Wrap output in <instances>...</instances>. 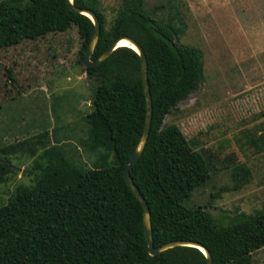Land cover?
Listing matches in <instances>:
<instances>
[{
	"label": "trees",
	"instance_id": "obj_1",
	"mask_svg": "<svg viewBox=\"0 0 264 264\" xmlns=\"http://www.w3.org/2000/svg\"><path fill=\"white\" fill-rule=\"evenodd\" d=\"M72 3L99 20L91 59L119 36L132 38L145 53L151 121L129 174L149 207L153 245L191 240L210 252L212 264H252L251 254L264 246V211L218 225L202 206L186 205L192 191L209 179V163L176 125L163 121L203 81L201 51L180 43L176 29L147 13L142 0L123 5L108 27L100 0ZM71 26L82 38L81 61L94 30L89 17L72 11L66 0H0V47ZM84 71L97 82L91 110L83 117L86 144L108 148L112 159L93 168L77 166L65 155L39 164L34 184L18 185L0 206V264H206L192 246L148 254L142 206L122 176L146 114L138 53L118 46ZM239 167L245 182L249 170ZM11 168L9 160H0V182Z\"/></svg>",
	"mask_w": 264,
	"mask_h": 264
},
{
	"label": "rangeland",
	"instance_id": "obj_2",
	"mask_svg": "<svg viewBox=\"0 0 264 264\" xmlns=\"http://www.w3.org/2000/svg\"><path fill=\"white\" fill-rule=\"evenodd\" d=\"M133 2L100 0L107 27ZM142 5L170 23L180 43L202 54L203 81L163 120L176 125L209 163V179L186 205L202 206L218 225L264 211V0H142ZM81 41L71 26L0 47V160L12 164L0 182V206L18 185L34 184L39 164L65 155L93 168L112 159L108 148L86 144L83 117L97 82L81 77ZM242 165L250 174L245 182ZM251 258L252 264H264V246Z\"/></svg>",
	"mask_w": 264,
	"mask_h": 264
},
{
	"label": "water",
	"instance_id": "obj_3",
	"mask_svg": "<svg viewBox=\"0 0 264 264\" xmlns=\"http://www.w3.org/2000/svg\"><path fill=\"white\" fill-rule=\"evenodd\" d=\"M67 4L74 12H79L87 17H89L93 23L94 30L91 35L90 41L88 43L86 52L81 60L84 67H93L101 63L105 58L109 56V54L116 48L117 43L119 40L126 38L128 39L134 46V49L138 55H139V61H140V77H141V83L142 88L145 96V104H146V114H145V121L144 126L142 130V136L140 138L139 144L135 148L134 152L132 153L128 163L122 168V176L126 184L129 186L133 194L137 197L139 202L142 206V221H143V229L144 234L147 242V251L148 254L151 257H154L158 253H160L163 250H166L168 248L174 247V246H192L198 248L205 256L206 258V264H212V258L210 252L200 243L194 242L191 240H172L166 243H163L160 246H154L151 236V227H150V214H149V207L145 201V198L139 191L138 187L133 182L130 174L129 169L138 161L142 150L144 148L145 142L147 140L148 134H149V128H150V121H151V113H152V102H151V95L149 91V84L147 79V59L145 56V53L143 52L142 47L132 38L128 36H119L115 38L111 44L95 59H91V55L93 53L94 47L96 45V42L98 40L99 32H100V23L95 15V13L89 9H83L79 8L73 5L72 0H66ZM102 76V75H100Z\"/></svg>",
	"mask_w": 264,
	"mask_h": 264
},
{
	"label": "bare ground",
	"instance_id": "obj_4",
	"mask_svg": "<svg viewBox=\"0 0 264 264\" xmlns=\"http://www.w3.org/2000/svg\"><path fill=\"white\" fill-rule=\"evenodd\" d=\"M117 46H128L130 48H134L135 46L126 38H123L121 40L118 41Z\"/></svg>",
	"mask_w": 264,
	"mask_h": 264
},
{
	"label": "crops",
	"instance_id": "obj_5",
	"mask_svg": "<svg viewBox=\"0 0 264 264\" xmlns=\"http://www.w3.org/2000/svg\"><path fill=\"white\" fill-rule=\"evenodd\" d=\"M83 79H87V76H86V73H85V71L84 72H82V76H81Z\"/></svg>",
	"mask_w": 264,
	"mask_h": 264
}]
</instances>
